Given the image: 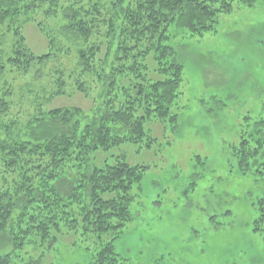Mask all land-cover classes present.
Segmentation results:
<instances>
[{
  "label": "trees",
  "instance_id": "16d2710c",
  "mask_svg": "<svg viewBox=\"0 0 264 264\" xmlns=\"http://www.w3.org/2000/svg\"><path fill=\"white\" fill-rule=\"evenodd\" d=\"M72 1L0 0V27L14 36L9 54L0 39V77L55 54H36L21 31L20 18L43 8L47 18H63L60 35L79 46V69L69 73L77 75V89L87 94L86 82L95 78L103 97L93 114L79 107L46 110L39 102L20 131L17 116L0 120V242L11 247L0 252V264H16L28 247L54 246L65 232L93 240L92 264H127L115 241L133 220V187L148 165L129 162L123 148L151 146L156 137L148 122L179 121L184 65L170 43L173 34L215 33L220 14L257 0H110L108 15L103 0ZM42 30L54 47L51 32ZM66 82L60 70L51 94L64 95ZM9 94L0 95V118L10 114ZM232 155L241 174L264 182V119L249 123ZM255 216L252 231L264 242V197Z\"/></svg>",
  "mask_w": 264,
  "mask_h": 264
},
{
  "label": "rangeland",
  "instance_id": "374dc122",
  "mask_svg": "<svg viewBox=\"0 0 264 264\" xmlns=\"http://www.w3.org/2000/svg\"><path fill=\"white\" fill-rule=\"evenodd\" d=\"M109 1L103 0L107 15ZM20 23L36 54H55L28 71L10 69L0 77V95L9 92L12 103L0 120L17 116L15 130H24L39 102L46 110L79 107L93 114L103 102L101 85L89 78L84 94L75 84L77 75L69 77L79 69V46L60 35L63 18H47L41 8ZM42 28L55 38L54 47ZM0 39L9 54L14 36L7 25L0 27ZM170 43L184 65L179 121L148 122L156 137L151 146L123 148L129 162L148 170L133 187V220L115 241V251L127 264H264L263 238L252 231L264 182L241 174L232 155L249 123L264 119V0L235 4L231 13L220 14L215 33L189 38L176 30ZM60 70L66 92L55 96ZM33 248L16 264H92L97 252L92 239L76 232H65L54 246ZM9 250L0 242L1 253Z\"/></svg>",
  "mask_w": 264,
  "mask_h": 264
}]
</instances>
